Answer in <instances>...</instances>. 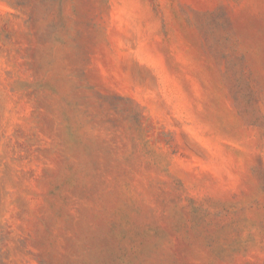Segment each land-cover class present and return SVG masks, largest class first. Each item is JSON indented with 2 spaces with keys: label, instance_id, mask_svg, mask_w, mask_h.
Here are the masks:
<instances>
[{
  "label": "rangeland",
  "instance_id": "1",
  "mask_svg": "<svg viewBox=\"0 0 264 264\" xmlns=\"http://www.w3.org/2000/svg\"><path fill=\"white\" fill-rule=\"evenodd\" d=\"M0 264H264V0H0Z\"/></svg>",
  "mask_w": 264,
  "mask_h": 264
}]
</instances>
